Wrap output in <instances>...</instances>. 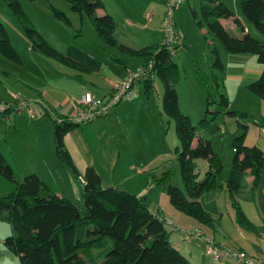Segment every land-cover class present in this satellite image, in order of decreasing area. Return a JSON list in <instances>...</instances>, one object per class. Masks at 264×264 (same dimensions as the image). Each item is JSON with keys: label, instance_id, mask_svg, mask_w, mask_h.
I'll return each instance as SVG.
<instances>
[{"label": "trees", "instance_id": "1", "mask_svg": "<svg viewBox=\"0 0 264 264\" xmlns=\"http://www.w3.org/2000/svg\"><path fill=\"white\" fill-rule=\"evenodd\" d=\"M5 1L16 14H22L17 0ZM64 1L69 4L71 12L85 14L91 20L104 46L115 47L142 62L132 70L151 63L155 78L161 82L163 111L173 119L179 142L177 159L184 191L168 184V176L158 180L153 178V182L157 183L162 179L160 187L166 191L171 205L197 222L212 227L211 218L203 210L199 200L204 192L223 190L231 199L237 222L253 229L238 204L237 195L247 175L252 177L254 187L260 183L264 176V151L255 146H247L246 133L243 131L232 143L234 157L229 175L224 179L221 162L213 154L210 142L196 138L198 131L216 133L218 128L212 123L214 116L223 114L237 117L236 112H229L226 94L220 93L216 109L213 112L207 111L211 117L206 116L197 127H193L190 119L179 111L175 89L179 82V67L162 42L140 50L119 45L114 37L116 23L112 16L108 13L97 14L98 10L103 9L101 0ZM237 1L243 16L264 37V0ZM199 11L202 20L199 22L200 26L220 42L225 53L254 56L263 66L260 78L249 83L245 89L264 100V45L245 32L241 20L235 17L222 0H200ZM54 14L68 23L64 13L54 9ZM192 15L197 20V12L192 10ZM233 18L235 26L242 32L239 38L232 37L221 23L224 19ZM23 23L36 51L61 65L82 70L66 56L49 47L27 26L24 18ZM213 52L216 57L213 65L222 73L224 66L219 53L216 50ZM0 53L7 59L20 63L1 23ZM154 79L147 78L139 82L143 83L147 94ZM216 86L219 84L216 83ZM12 109L18 111L17 105H10L0 112V122L8 117ZM240 117L244 115L241 114ZM60 119V122L54 121L55 152L58 159L75 174V167L65 149L63 138L69 131L87 123L78 124L67 118ZM255 125L263 135L261 130L264 129V119L256 121ZM201 159H205L208 165L203 178L199 179L196 162ZM0 174L14 183V190L9 195L0 197V222L9 223L12 230V235L4 239L3 245L20 264H189L187 258L171 245L164 226L166 220L159 219L149 211L145 198L117 187L103 188L100 177L93 168H87L84 173L81 207L51 192L34 174L24 177L22 182L16 181L11 166L1 153ZM202 234L204 235L203 232Z\"/></svg>", "mask_w": 264, "mask_h": 264}, {"label": "rangeland", "instance_id": "2", "mask_svg": "<svg viewBox=\"0 0 264 264\" xmlns=\"http://www.w3.org/2000/svg\"><path fill=\"white\" fill-rule=\"evenodd\" d=\"M17 1L22 14H16L5 0H0V23L4 26L10 43L20 60V63H16L0 53V104L2 108L16 104L17 97H21L28 101L30 108L37 115V120L44 113V107L39 106L38 99H32L31 97L32 94L37 96L39 91L42 93L46 92V89L40 86L42 82L37 72L38 69L41 71L47 70V66L42 64V61L47 59L40 51H36L32 47L31 38L25 31L23 18L27 26L32 28L49 47L61 55L65 56V53L71 48L77 49L82 53H86L92 49H99L101 52L100 55L104 56L107 60L105 75H111L110 67L117 64L111 57L114 59H124V56L115 49L101 48L97 31L91 20L85 14L79 15L71 12L69 4L66 1ZM101 1L118 19L117 23L115 22L117 24L116 34L122 44L124 43L128 47L138 50L162 41V34L159 33L158 27L161 19L166 18V14L168 13L167 0ZM222 1L232 10L235 17H238L243 22L246 27L244 28L246 29V33L264 45V37L243 16L238 1ZM199 2L200 0H186L173 13L174 20L176 19L178 24L179 34L176 53L173 56V61L179 67V82L175 85V89L178 95L179 111L190 119L193 127H197L198 123L206 116L211 117V115L207 114V111L213 112L216 109L217 104L220 102L219 94L222 92L227 96L229 112L232 111L238 114L237 117L218 114L214 116L212 121L218 128L216 133L210 134L206 131H198L196 134L197 139L202 138L210 142L213 154L221 162L223 169L222 177L226 179L229 175L234 157L232 143L235 137L240 136L243 131L246 133L245 143L247 146H255L264 151V135L260 134L259 127L255 125L256 121H261L263 120L261 118H264V102L252 93H248L252 99L247 98L239 91L235 83H223L224 71L221 73L219 68L213 65L216 58L213 51H218L219 57H222V59L220 57L221 61L225 59V52L220 42L207 34L205 28L200 26L199 22H202V20L199 11ZM54 9L64 13L68 23L58 19L54 14ZM192 10L197 12V20L193 17ZM126 18L136 23L131 29L130 34L128 33L129 29L125 20ZM233 20L234 18L227 22V28L230 29L227 31L232 37L239 38L242 36V32L235 26ZM138 25H147L148 30L145 32ZM36 40L40 42L37 38ZM252 58L256 60L254 56ZM49 62L52 69L61 68L65 71L57 73L59 77H64L65 80L68 78L72 79L73 81H77L76 83L78 85L85 81L90 83L92 80L84 75L79 77L74 70L61 66L54 61ZM59 82L61 88L65 90L63 95L70 96L72 83L68 81ZM216 83L219 86H216ZM99 86L103 90L105 83ZM101 90H97L96 88L90 89L92 93L97 94ZM134 91L135 94L131 99L118 105L115 108L116 111H112L107 117L108 120L115 119L114 124L109 123V131L115 134L118 132L120 141H126L128 145L130 144L129 141H140L142 145L145 144L146 146L142 150L146 153V157L148 156L152 161H155L152 171L158 172L156 175L158 178L154 176L153 178L158 180L161 177L168 176V184L184 191L180 166L177 159L179 142L175 134L173 119L163 111L162 84L155 78L148 94L144 89L143 83L136 85ZM18 114L28 121L21 128H18L16 132L14 131L13 134V119L15 117L17 118ZM241 114L244 117H240ZM33 116L29 115L25 110L15 112L12 109L8 117L0 122V153L5 160H8L14 165L17 176H19L18 173L22 172V164L27 162V165H30L33 157H36L31 153L32 148L37 154L40 153L39 136L36 132L37 129L41 131V127L38 128L36 123L32 126L28 123L34 118ZM10 119L13 121L9 127V131L11 132L6 133ZM88 125H82L77 129L86 128ZM5 126L7 127L5 128ZM244 127H247V129H244ZM144 152L141 151V157H143L142 154ZM36 158L38 159V157ZM196 163L199 172L198 177L202 179L207 171V161L201 159ZM23 179L20 178L19 182H22ZM161 180L157 183L152 180L151 182L154 187L160 189ZM2 183L10 184L11 182L0 174V197L9 195L12 192L5 193L2 189ZM217 190L219 189L204 192L201 197V207L210 216L212 227L199 222L197 223L194 218L184 215L171 205L165 190L164 195L166 205L171 212L178 216H183L184 219L177 221L179 225L186 224V220H192L194 224L197 223L196 225H200L207 230L205 231L207 236L211 238L213 236L217 237L213 233L215 226L216 230L220 231V224L217 222L220 217L219 213L221 212L224 215L223 223H229L231 225L232 220L233 224L238 228V230L225 231L226 234L222 235L226 239H229L233 243L243 244L249 243L252 239L253 243H258L255 238L256 233L259 237L264 236V230L258 228L260 226L258 224L259 218L255 215V212L252 213V217L255 223H257V226L252 222L253 229L240 225L237 222L235 210L230 206V197L227 194L224 196L225 201H222L223 196L221 195L223 193L218 191L221 196L218 198ZM227 202L229 206H227ZM151 208L156 209L157 207L155 204H152ZM173 214L168 215L172 216ZM164 226L166 232L168 230L169 235L172 233L175 238H179L180 242L184 243L181 234L178 233L179 231L174 226H168L165 222ZM11 235L12 230L10 224L0 222V264H20L18 259L3 245V240ZM174 241L176 240L170 239L171 243H174ZM181 253L184 257H188L186 251ZM187 259L190 261L189 258ZM190 264L195 263L191 261ZM215 264L239 263L229 259H223L220 262H215Z\"/></svg>", "mask_w": 264, "mask_h": 264}, {"label": "crops", "instance_id": "3", "mask_svg": "<svg viewBox=\"0 0 264 264\" xmlns=\"http://www.w3.org/2000/svg\"><path fill=\"white\" fill-rule=\"evenodd\" d=\"M104 13H108L110 16H112L114 21L117 23V17H115L103 3V9L98 10L97 14L101 15ZM125 20L129 29L128 33L130 34L131 29L136 23H134V21L131 19L126 18ZM162 20L163 19H161L158 27L159 33H161L160 27ZM229 20L230 19H224L221 21L226 30H230L227 28V22ZM174 22L178 30L176 19ZM138 26L145 32L148 30L147 25ZM243 26L246 28L244 24ZM116 30L117 24L114 37L117 41V44L124 45V43L122 44V42L119 41ZM100 44L101 48L115 49L118 53L124 56V59H114L111 57L112 60L117 62L115 66L110 67L109 69L111 71V75H105L107 60L104 58V56L100 55L101 52L99 49H92L91 51L82 53L77 49L71 48L65 53V56L77 66H80L82 70L69 68L46 57L45 58L47 60L42 61V64L47 66V70L41 71L38 69L37 73L42 82L40 83V86L45 88L46 92L42 93L39 91L37 96L32 94L31 98L38 99L39 106L44 107V113L42 114L43 117L41 116L39 120H37V115L34 114V118L28 122L30 126L36 123L38 128L41 127V131L37 129L36 132L39 136L38 140L40 142V153L37 154L33 148L31 152L34 156L38 157L39 160L36 157H33L30 165H27V162L22 164V172L18 173L19 176H17V171L14 165L6 160L13 170L15 180L19 182L20 178L34 174L47 186L51 192L81 207L82 192L84 187V184L81 180H83L85 170L90 167L93 168L99 175L101 186L103 188L117 187L134 196L144 197L149 211L154 216L158 217L159 219L165 218L166 224H168V226H174V228L179 231L178 233L181 234L184 243L180 242L179 238H175L172 233L169 235L167 230L168 239L169 241L170 239L176 240L174 243H170L179 252H187V258L190 260L189 264L191 261L195 264H215L213 260L211 262V259L205 255V244L200 238L193 237L188 240L184 238V232H192L194 230L203 232L207 238H210L216 243L224 245L225 247H228L232 250H241L246 254L256 258L264 257V236L259 237L256 233V236H254L258 243H253V240L251 239L249 243L244 244L233 243L223 236L226 234L225 231L238 230V228L233 224L232 220L231 225H229V223H223L224 215L221 212L219 213L220 217L218 218L217 222L220 224V231H217L215 226V231L213 233V235H216L217 237L213 236L211 238L207 236L205 233L207 230L200 225H196L198 222L194 224L192 220H184L186 224L179 225L177 221L184 219L183 216H178L171 212V210L166 205L164 189L154 187L151 182V180L153 181V176L156 177L158 172L152 171L155 161H152L148 156L146 157V153L142 150L146 145H142L140 141H129V145L126 141L121 142L118 132L115 134L109 131V123H115V119H107L109 115L87 123L89 125L86 128L71 130L64 136L63 143L75 167V174H73L71 170L58 159L55 152L53 136L54 121H58L60 117L66 119L74 115L72 107L73 98L81 96L83 92H89L96 98L107 97L110 93L113 82L124 79L128 72H130L133 68L140 66L142 63L140 60L120 52L115 47L104 46L101 42ZM156 44L159 45L160 43ZM224 58V61L222 60L224 64L223 83H235V86L239 89V91L247 98H250V95L248 94L250 92H247L245 88L249 83L260 78L263 66L260 65L256 60H253L252 56L248 55H229L225 53ZM48 60L54 61L61 66L74 70L79 77L84 75L88 76L92 80L90 83L85 81L80 85L76 83L77 81H73L72 79L68 78L65 80L64 77H59L57 75V73H62L65 71L61 68L52 69ZM59 81H68L69 83H72V92L70 96L63 95L65 90L61 88ZM103 83H105V88L101 90L99 85H102ZM38 88L40 89L39 86ZM94 88L101 90L100 93H92L90 89ZM262 101L264 102V100ZM17 109L19 108L17 107ZM115 111L116 109L113 112ZM19 115L20 114H18L17 118L15 117L13 119V134L14 131L16 132L18 128H21L23 124H26L28 121L23 116ZM261 119L264 118L262 117ZM12 122V119H10L8 127L5 126V128L7 127L6 133L11 132L9 131V127L11 126ZM141 151L144 152L142 154L143 157L140 156ZM252 182V177L247 175L237 195V201L249 222H252L255 226H257V223H255L252 217V213L255 212V215L259 218L258 224L260 226L258 228L264 230V176L256 187L253 186ZM1 185L5 193L14 190V183L12 182L10 184L2 183ZM218 191L223 193L221 195L223 196L222 201H225L224 196L227 194L223 190H217L216 192ZM217 196L218 198L221 197L219 192ZM199 201L201 202V198ZM152 204H155L157 208L152 209ZM227 206H229L228 202ZM168 214L173 215L170 216Z\"/></svg>", "mask_w": 264, "mask_h": 264}, {"label": "built area", "instance_id": "4", "mask_svg": "<svg viewBox=\"0 0 264 264\" xmlns=\"http://www.w3.org/2000/svg\"><path fill=\"white\" fill-rule=\"evenodd\" d=\"M185 2L186 0H167L168 13L166 14V18L162 20L160 27L162 34L161 44L172 56L176 53L177 43L179 41V34L174 22L173 13L174 10ZM147 78H155L151 63H148L145 67L131 70L124 79L113 82L107 97L96 98L89 92H83L81 96L73 98L72 107L74 115L68 117L67 120L84 124L98 118L106 117L122 102L132 98L135 94L134 87L139 82L147 80ZM16 105L19 108L18 111L25 110L29 115H34V110L30 108L26 100L17 97ZM6 108L7 106L2 108L0 105V112ZM60 121L61 119H58V122ZM261 133L264 135V129L261 130ZM81 181L84 184V180ZM183 236L187 240L193 237L200 238L205 244V255L215 262L225 258L240 264H264V257L256 258L246 254L244 251L232 250L205 237L199 230L184 232Z\"/></svg>", "mask_w": 264, "mask_h": 264}]
</instances>
